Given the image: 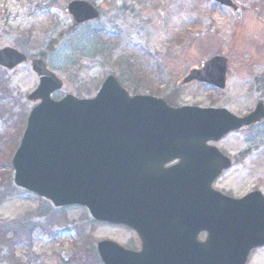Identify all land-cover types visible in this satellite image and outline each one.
<instances>
[{"label":"rangeland","instance_id":"obj_1","mask_svg":"<svg viewBox=\"0 0 264 264\" xmlns=\"http://www.w3.org/2000/svg\"><path fill=\"white\" fill-rule=\"evenodd\" d=\"M70 1L0 0V48L42 57L65 81L55 99L66 94L94 98L113 74L131 95L170 99L173 105L227 108L245 116L264 102V0H233L241 17L214 0H87L101 15L82 25L69 14ZM95 40L100 51L91 47ZM215 55L228 59L225 90L197 81L179 86L192 68ZM0 71L6 80V91L0 88V155L5 156H0V194L8 180L18 190L0 198V230L8 233L0 232V264H103L97 243L105 239L140 248L130 228L96 222L81 206L54 208L15 186L12 157L36 105L28 95L38 76L29 62ZM216 145L234 164L214 188L235 197L255 189L264 193V122L229 133ZM47 205L62 216L42 215L39 209ZM77 253L81 258H75ZM248 264H264V247Z\"/></svg>","mask_w":264,"mask_h":264},{"label":"water","instance_id":"obj_2","mask_svg":"<svg viewBox=\"0 0 264 264\" xmlns=\"http://www.w3.org/2000/svg\"><path fill=\"white\" fill-rule=\"evenodd\" d=\"M214 1L241 16L232 0ZM68 10L77 23L100 16L84 0L70 2ZM27 61L15 48L0 49L6 69ZM31 65L39 84L28 99L41 103L31 110L13 156L14 183L55 207L84 206L98 221L135 229L142 250L103 240L98 251L104 264H246L264 245L263 194L236 199L214 190L231 161L208 145L263 120L262 102L245 117L226 108L172 107L155 96H130L114 75L95 98L55 100L64 80L42 58ZM227 67L226 57L215 56L181 84L197 80L225 89ZM175 158L181 163L172 184L162 166ZM204 231L207 239L200 241Z\"/></svg>","mask_w":264,"mask_h":264},{"label":"trees","instance_id":"obj_3","mask_svg":"<svg viewBox=\"0 0 264 264\" xmlns=\"http://www.w3.org/2000/svg\"><path fill=\"white\" fill-rule=\"evenodd\" d=\"M91 43V47H93V49L94 50H96V51H100V46H99V44H101L99 41H94V42H90ZM89 47H87V46H83V49L86 51V49H88ZM0 88L2 89V90H4V91H6V80H5V77H4V73L2 72V71H0ZM167 101L169 102V103H171V104H173V101L172 100H170V99H167ZM0 111H1V113H2V108H0ZM0 113V114H1ZM25 125H26V122H25ZM20 131H22V130H20ZM20 133L21 132H19V135H18V137H17V139L15 140V142H14V144H15V147L14 148H16V146H17V143L19 142V136H20ZM16 134H17V132H16ZM3 139V137L2 136H0V140H1V142H0V144L2 143V141L4 140H2ZM7 139V138H6ZM7 143H9L10 142V139H8L7 141H6ZM13 144V145H14ZM0 156H2V157H5L4 155H0ZM7 166H9L10 165V160L8 159L7 160V162L5 163ZM3 167H6V166H3ZM7 175H8V173H3V177H4V179H6L7 178ZM9 181V183L7 182L5 185H4V191H6V192H4L3 194H0V198H2V200H1V202L7 197V196H9V195H12L13 193H15L16 191H18L13 185H11L10 184V180H8ZM42 208H40L39 210H40V213L42 214V215H45V214H49V213H52V210H51V207L49 206V205H47L46 207L45 206H41ZM53 211H54V209H53ZM56 213V212H55ZM53 214V213H52ZM58 216L60 217V216H62V214L61 213H59V212H57V214H53L52 215V218L53 219H58ZM16 231V230H15ZM0 232H2L3 234H4V237H6V234H8V233H6V232H4L2 229L0 230ZM26 232H28L27 230H26ZM2 234V235H3ZM2 237V236H1Z\"/></svg>","mask_w":264,"mask_h":264},{"label":"flooded vegetation","instance_id":"obj_4","mask_svg":"<svg viewBox=\"0 0 264 264\" xmlns=\"http://www.w3.org/2000/svg\"><path fill=\"white\" fill-rule=\"evenodd\" d=\"M180 163V159L179 158H176V159H173V160H169V161H165V163L163 164L162 166V169L165 171V172H168V176L166 177L167 181L169 183H174V180H175V177L173 176L172 172H170V170H172L173 168L177 167ZM177 179V178H176ZM204 236H206V234H202ZM263 248V247H262ZM133 249V248H132ZM140 248H135L134 251L138 252ZM261 248L259 249H255L253 251V254L255 251H258L260 250Z\"/></svg>","mask_w":264,"mask_h":264},{"label":"bare ground","instance_id":"obj_5","mask_svg":"<svg viewBox=\"0 0 264 264\" xmlns=\"http://www.w3.org/2000/svg\"><path fill=\"white\" fill-rule=\"evenodd\" d=\"M160 2V0H156V3H159Z\"/></svg>","mask_w":264,"mask_h":264}]
</instances>
